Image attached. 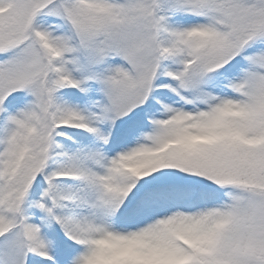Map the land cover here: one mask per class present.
Returning a JSON list of instances; mask_svg holds the SVG:
<instances>
[{"label": "snow or ice", "instance_id": "6c2138e0", "mask_svg": "<svg viewBox=\"0 0 264 264\" xmlns=\"http://www.w3.org/2000/svg\"><path fill=\"white\" fill-rule=\"evenodd\" d=\"M0 264H264V0H0Z\"/></svg>", "mask_w": 264, "mask_h": 264}]
</instances>
